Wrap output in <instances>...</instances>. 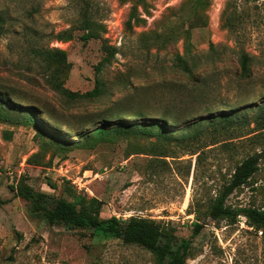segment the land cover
Masks as SVG:
<instances>
[{
  "label": "rangeland",
  "instance_id": "rangeland-1",
  "mask_svg": "<svg viewBox=\"0 0 264 264\" xmlns=\"http://www.w3.org/2000/svg\"><path fill=\"white\" fill-rule=\"evenodd\" d=\"M199 4L0 0V92L21 112L32 107L43 115L37 127L0 119V264H155L139 246L32 217L28 203L15 197L20 185L87 206L96 199L102 218L136 216L170 227L191 243L186 264H264V234L244 217L231 224L207 216L234 167L256 154L258 171L226 204L264 208V0ZM85 20L95 37L88 41L80 39ZM36 50L62 51L66 64L45 68ZM110 52V62L96 72ZM175 54L193 59L191 74L177 66ZM96 76L105 84L98 98L61 91L84 94ZM199 79L221 105L234 106L238 118L228 128L206 127L193 139L75 130L90 116L100 120L114 101L157 106ZM195 215L203 227L192 236Z\"/></svg>",
  "mask_w": 264,
  "mask_h": 264
},
{
  "label": "trees",
  "instance_id": "trees-1",
  "mask_svg": "<svg viewBox=\"0 0 264 264\" xmlns=\"http://www.w3.org/2000/svg\"><path fill=\"white\" fill-rule=\"evenodd\" d=\"M200 2L201 0H194V3L198 5ZM3 22V18L0 16V33ZM84 29L86 32L80 38L82 41L95 38L89 20L84 21ZM105 51L107 50L105 49ZM34 56L45 63V68H48L47 65L50 62L66 64V56L62 51L36 50ZM112 56L113 52H110L108 56L104 57L96 67V72L100 71L103 64L109 63ZM174 58L177 66L184 73L191 74V68L194 67L192 58L187 59L179 54H175ZM246 63L247 57L241 55L240 73L242 77L247 78L249 75ZM94 84V87L84 94L67 92L62 88L61 91L72 98L91 100L105 93L103 80L96 76ZM183 89V93L179 92L166 97L157 106H148V102H144L137 107H130L114 101L108 109L97 115V117H101L100 120L94 121V116H90L84 119L86 120L84 124L82 119L81 123L83 124L75 130L92 129V134L100 136L134 133L139 136L169 138L179 134L182 139L186 137L193 139L198 137L206 127L228 128L231 122L238 118L232 113L231 108L234 106L225 103L221 105L220 101L222 100L216 93L208 91L203 79L195 80L190 85L184 86ZM14 100L10 94L0 92V119L2 121L19 124L30 123L33 127H37V123H42L37 115L40 117L43 115L39 114L35 108L31 107L25 112H21L14 108ZM258 111H260L259 108ZM262 117L264 118V114ZM52 121L58 125L56 120ZM184 130L187 133L182 136L181 133ZM60 135L63 136V134ZM258 161L257 154L251 155L234 167L227 182L221 186L209 202L207 216L212 221L224 220L233 224L238 217H244L248 226L264 234V208H257L253 205L234 208L226 204L233 192L250 184L251 178L259 169ZM13 191L15 197L28 203L32 217H39L49 225L63 227L69 232L81 230L94 234L99 231L105 236L120 240L125 245H136L148 251L153 256L155 264H186L190 257V241L178 238L172 228L155 220L136 216L126 219L114 216L102 218L100 217L101 202L96 199H91L87 206L78 198H74L72 201L61 197L54 198L49 194L34 191L27 185H20ZM192 226V236H196L203 227L198 215H195Z\"/></svg>",
  "mask_w": 264,
  "mask_h": 264
},
{
  "label": "built area",
  "instance_id": "built-area-1",
  "mask_svg": "<svg viewBox=\"0 0 264 264\" xmlns=\"http://www.w3.org/2000/svg\"><path fill=\"white\" fill-rule=\"evenodd\" d=\"M8 174H10V173H8Z\"/></svg>",
  "mask_w": 264,
  "mask_h": 264
}]
</instances>
